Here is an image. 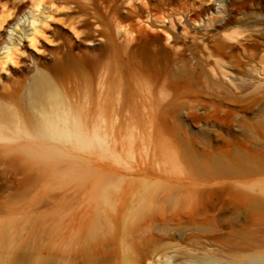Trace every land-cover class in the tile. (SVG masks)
<instances>
[{
    "label": "rangeland",
    "instance_id": "rangeland-1",
    "mask_svg": "<svg viewBox=\"0 0 264 264\" xmlns=\"http://www.w3.org/2000/svg\"><path fill=\"white\" fill-rule=\"evenodd\" d=\"M23 1L16 13L0 0V24L16 15L22 32L35 20L47 39L23 40L12 66L0 28L11 114L0 120V264H181L192 247L162 230L170 195L239 184L264 195V164L236 158L264 160L257 0ZM35 65L58 103L28 107Z\"/></svg>",
    "mask_w": 264,
    "mask_h": 264
},
{
    "label": "bare ground",
    "instance_id": "bare-ground-1",
    "mask_svg": "<svg viewBox=\"0 0 264 264\" xmlns=\"http://www.w3.org/2000/svg\"><path fill=\"white\" fill-rule=\"evenodd\" d=\"M139 1L144 5L143 0ZM172 1L159 0L163 5ZM255 2L264 8V0ZM23 6V0H16L15 12ZM130 9L134 12L142 11L135 5H131ZM195 9L201 12L199 7ZM15 18L16 15L5 25L0 24L4 37L11 45L4 63L12 66L18 64L12 55L21 56L19 47L22 46L23 40L28 42L29 47L36 49L38 39H47L44 23L32 20L28 29L20 32L18 19L14 20ZM25 99L29 108H36L58 103L61 93L48 73L35 65ZM10 118L11 114L0 103V120L6 121ZM260 126L264 128V119L261 120ZM37 133L47 136V131L41 127L37 129ZM71 134L82 140L75 129ZM26 153L45 161L52 159L51 152L46 150H26ZM188 156L197 168L204 169L194 154L190 153ZM236 158L240 168L253 169L264 164V160L244 154ZM211 174L213 173L208 171L200 173L205 176ZM99 189L102 190V187L99 186ZM163 212L165 219L162 230L173 233L192 247L183 257L181 264H264V195L257 189L244 184L224 188L184 189L169 196Z\"/></svg>",
    "mask_w": 264,
    "mask_h": 264
}]
</instances>
